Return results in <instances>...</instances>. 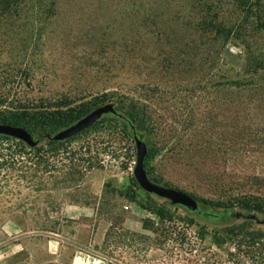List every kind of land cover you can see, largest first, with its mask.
Returning a JSON list of instances; mask_svg holds the SVG:
<instances>
[{"label":"rangeland","instance_id":"rangeland-1","mask_svg":"<svg viewBox=\"0 0 264 264\" xmlns=\"http://www.w3.org/2000/svg\"><path fill=\"white\" fill-rule=\"evenodd\" d=\"M185 6L25 2L20 19L0 28L7 33L1 63L21 83L4 89L9 101L48 111L67 104L74 112L108 104L118 111L114 93L146 95L148 113L164 122L145 134L150 179L197 200L253 194L264 201V180L250 178L264 179V158L245 166L230 160L226 89L213 88L198 52L182 48L186 19L177 16ZM134 161L129 131L111 118L50 147L43 138L29 149L0 137V264H264V225L211 226L189 217L133 186ZM158 213L173 217L165 240L153 231ZM112 224L123 237L104 249Z\"/></svg>","mask_w":264,"mask_h":264},{"label":"trees","instance_id":"trees-1","mask_svg":"<svg viewBox=\"0 0 264 264\" xmlns=\"http://www.w3.org/2000/svg\"><path fill=\"white\" fill-rule=\"evenodd\" d=\"M54 1L51 0L53 5ZM183 1L186 6L177 16L182 21L186 19L185 23H181L184 41L182 48L198 52L200 68L206 66V70H209V82L213 88L226 89L225 112L229 129L232 131L229 140L230 160L244 166L254 165L264 158V0ZM25 2L33 0H0V28L11 26L20 19L24 14ZM6 34L0 30V57L4 52L1 39ZM231 49H239V53L233 54ZM4 67L5 64H2L0 59V124L21 127L32 136H36L35 140H39L40 144V138L44 139L46 135L57 133L91 112V110L74 112L68 108V104L48 111L53 107L27 101H9L10 91L4 88L11 85L16 90L21 83L17 73L11 74L5 71ZM113 95L112 98L119 99L118 111L116 110L118 115L107 116L101 120L111 118L121 122L129 131L132 140L133 132L137 135L142 133L144 140L148 130L154 128L158 130L164 123L158 118L153 120L148 113L146 103L149 99L146 95L140 94L137 97L121 93ZM102 96L105 98L107 94ZM61 108L67 109L63 111ZM233 131H240L244 141L239 144ZM56 144L58 143L47 141L49 147ZM87 148L89 150V147ZM151 152L153 151H147L145 159L150 158ZM250 178L252 181L264 180L257 175ZM133 186L136 187L134 182ZM195 200L199 205L198 215L182 210L187 216H194L211 226L232 225L239 221L250 222L246 219L249 215L264 220V201L253 194L229 200ZM157 216L160 222L153 231L158 233L160 239L165 240L167 234L174 229L173 217L169 213H158ZM144 230L150 229L144 227ZM122 231L121 226L112 224L105 234L104 249L110 244L121 243L117 240L123 237ZM107 262L113 264L111 259Z\"/></svg>","mask_w":264,"mask_h":264},{"label":"water","instance_id":"water-1","mask_svg":"<svg viewBox=\"0 0 264 264\" xmlns=\"http://www.w3.org/2000/svg\"><path fill=\"white\" fill-rule=\"evenodd\" d=\"M115 115L118 114L113 104L98 107L57 133L46 135L44 139L55 143L68 141L90 129L102 118ZM0 137L18 141L29 149H35L39 146V140H35L30 133L21 127L0 124ZM132 137L135 145V161L132 174L138 188L150 196L166 201L171 207L180 208L188 213H196L198 215L199 205L193 197L182 191L159 184L148 177L144 167L147 156L146 143L135 132L132 133ZM246 219L254 221L258 225H264V220H260L254 215H249Z\"/></svg>","mask_w":264,"mask_h":264}]
</instances>
